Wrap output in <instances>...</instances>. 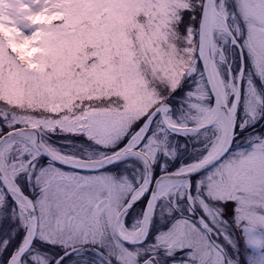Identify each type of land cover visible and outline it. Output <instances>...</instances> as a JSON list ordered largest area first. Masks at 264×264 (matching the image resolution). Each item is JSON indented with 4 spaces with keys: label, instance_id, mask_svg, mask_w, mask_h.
<instances>
[{
    "label": "snow or ice",
    "instance_id": "6c2138e0",
    "mask_svg": "<svg viewBox=\"0 0 264 264\" xmlns=\"http://www.w3.org/2000/svg\"><path fill=\"white\" fill-rule=\"evenodd\" d=\"M5 217L0 264H264V0H0Z\"/></svg>",
    "mask_w": 264,
    "mask_h": 264
},
{
    "label": "flooded vegetation",
    "instance_id": "af4514ba",
    "mask_svg": "<svg viewBox=\"0 0 264 264\" xmlns=\"http://www.w3.org/2000/svg\"><path fill=\"white\" fill-rule=\"evenodd\" d=\"M181 139H183L185 141V144H186L185 147L187 148V140L184 137H182ZM178 143L179 142H177L176 144L180 145L181 142L179 144ZM125 164H126V161L121 160L118 163L107 166V167L109 170L119 173L121 170H125V166H126ZM176 164L177 163L173 164L172 166H170V168H172ZM153 171L158 172L159 171L158 166L153 165ZM147 195L148 194L144 195L137 204L132 206L125 213V216H124L125 224L131 225L134 220H137L141 216L145 202L147 200ZM12 228H13V224L6 217L3 219H0V240H3L5 237H8L9 244L14 246V243L16 241V237L11 235ZM155 232H156V224L154 223V224H151L149 226L147 238L142 244H147L149 241H151V237H153ZM71 255L72 254L69 253V257H71ZM2 256H3V253H0V257H2ZM66 259H68V258H66Z\"/></svg>",
    "mask_w": 264,
    "mask_h": 264
},
{
    "label": "rangeland",
    "instance_id": "374dc122",
    "mask_svg": "<svg viewBox=\"0 0 264 264\" xmlns=\"http://www.w3.org/2000/svg\"><path fill=\"white\" fill-rule=\"evenodd\" d=\"M181 138L182 137H175V146L177 145L176 144L177 142H179V143L181 142V143L185 144V141L183 139H181ZM170 143H171V138H170ZM185 146H186V144H185ZM178 147H179V145L176 146L177 152H178V157H179L180 155H182L187 150V148L185 147L184 149H181L180 147L179 148ZM160 162L161 161L158 159L157 162L154 164V166H158V168H159V171L157 173H159L161 171ZM178 162H179L178 158L174 159L170 163L167 164V167L170 168V166H172L173 164L178 163ZM125 165H126L125 166V170H123V171L127 172V171H129V169L127 167V163ZM166 206H167V202L166 201L158 204V207H157L155 213L152 216L153 223L155 222V224H156V231H158L160 228H163V227L167 226V219L162 215L163 209ZM154 235H155V233H154ZM152 238L153 237H151V240H152Z\"/></svg>",
    "mask_w": 264,
    "mask_h": 264
},
{
    "label": "water",
    "instance_id": "95a60500",
    "mask_svg": "<svg viewBox=\"0 0 264 264\" xmlns=\"http://www.w3.org/2000/svg\"><path fill=\"white\" fill-rule=\"evenodd\" d=\"M116 162H117V161H116ZM114 163H115V162H114ZM110 165H111V164H110ZM158 176H159V175H158ZM141 197H142V196H141ZM141 197H140L138 200L134 201V202L132 203V205L135 204L136 202H138V201L141 199ZM132 205H131V206H132ZM131 206H130V207H131ZM130 207H129V208H130ZM129 208H128V209H129ZM128 209H127V210H128ZM145 237H146V236H145ZM145 237H144V238H145Z\"/></svg>",
    "mask_w": 264,
    "mask_h": 264
}]
</instances>
